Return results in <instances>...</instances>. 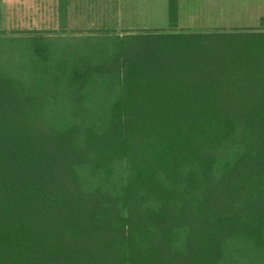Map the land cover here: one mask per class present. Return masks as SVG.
<instances>
[{
	"label": "trees",
	"instance_id": "16d2710c",
	"mask_svg": "<svg viewBox=\"0 0 264 264\" xmlns=\"http://www.w3.org/2000/svg\"><path fill=\"white\" fill-rule=\"evenodd\" d=\"M69 7L0 33V264H264V17L79 34Z\"/></svg>",
	"mask_w": 264,
	"mask_h": 264
},
{
	"label": "rangeland",
	"instance_id": "374dc122",
	"mask_svg": "<svg viewBox=\"0 0 264 264\" xmlns=\"http://www.w3.org/2000/svg\"><path fill=\"white\" fill-rule=\"evenodd\" d=\"M30 4L29 0L1 1L0 33L59 31L58 0ZM168 4V0H70L69 29L79 34L128 30L230 32L257 30L264 17V0H179L177 22L172 25Z\"/></svg>",
	"mask_w": 264,
	"mask_h": 264
},
{
	"label": "crops",
	"instance_id": "0c3cea01",
	"mask_svg": "<svg viewBox=\"0 0 264 264\" xmlns=\"http://www.w3.org/2000/svg\"><path fill=\"white\" fill-rule=\"evenodd\" d=\"M1 1H3V3H5L6 0H0V4H1ZM32 1H34V3H35L36 0H29V3L32 4ZM31 4H30V5H31ZM4 5H5V4H4Z\"/></svg>",
	"mask_w": 264,
	"mask_h": 264
}]
</instances>
